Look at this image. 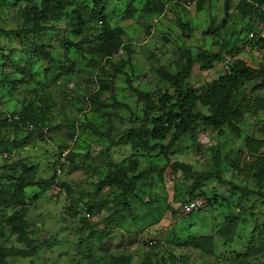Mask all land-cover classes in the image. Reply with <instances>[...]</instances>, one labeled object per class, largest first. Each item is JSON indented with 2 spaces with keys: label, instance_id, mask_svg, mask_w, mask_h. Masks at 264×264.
Here are the masks:
<instances>
[{
  "label": "rangeland",
  "instance_id": "obj_1",
  "mask_svg": "<svg viewBox=\"0 0 264 264\" xmlns=\"http://www.w3.org/2000/svg\"><path fill=\"white\" fill-rule=\"evenodd\" d=\"M25 4V0L15 6L11 2L16 11ZM130 4L136 10L132 17L126 13ZM239 4L240 0H233L227 17L225 0L200 1L190 9L171 0H107L106 23L123 30L124 43H130L128 53L125 50L111 60H105L92 36L105 23H91L86 35H72L75 46L69 57L53 42L52 31L46 26L30 35L29 46L34 42L50 45L48 50L59 65L39 61L25 68L18 58L14 59L20 63L18 67L2 63L5 71L33 75L36 82L28 80L24 85L13 77L16 95L8 98L0 89V110L12 113L20 110L21 103L41 99L50 107L51 129L47 142L27 143L12 157L0 159V165L24 159L36 169V183L41 184L50 178L61 147H68L77 156L73 163L61 162L66 171L60 183L72 188L71 196L84 193L89 197L101 187L108 169L126 166L124 162L134 154L123 141L132 128L140 126L144 106L140 99L129 104V98L135 102L137 92L169 90L168 71L179 73L189 65V57L217 52L223 44H234L238 56L253 66L264 63V45L258 42L264 24L252 26L254 20L241 15ZM1 7L0 16L7 27H18L11 21L14 8L4 7L9 14L6 17ZM180 21L187 24V30L178 24ZM209 28L213 34L208 33ZM248 39L253 42L246 45ZM47 69L55 73L46 74ZM194 71L190 83L197 85L211 84L223 73L220 64L211 72L199 70V66ZM255 87L256 82H252L236 91L237 102H244L246 111L255 98L264 102L263 91L252 93ZM236 129L205 130L197 123L176 144V155L165 174L149 172L155 167L163 169L165 163L138 156L140 171L148 175L138 184L136 196L116 203L114 194L121 189L103 187L91 210L77 215L67 190L55 186L40 195L37 186L27 188L28 207L17 205L14 211L26 210V221L31 225L29 240L38 253L16 252L26 253L28 248L19 235H10L6 220L12 213L1 208L4 238L0 237V249L12 247L16 251L11 256L0 251V264H264V175L255 168L264 157V109L244 114ZM2 137L15 139L16 133L4 129ZM203 137H208V143ZM177 162L190 165L194 173L176 170L173 165ZM202 174H210L211 179L201 182ZM36 194L39 200H33ZM195 200L203 201L204 206L187 213L184 205Z\"/></svg>",
  "mask_w": 264,
  "mask_h": 264
},
{
  "label": "trees",
  "instance_id": "obj_2",
  "mask_svg": "<svg viewBox=\"0 0 264 264\" xmlns=\"http://www.w3.org/2000/svg\"><path fill=\"white\" fill-rule=\"evenodd\" d=\"M106 1L25 0L26 6L16 11L15 7H12L11 2L15 6L22 4V0H0V7L3 6L1 7V13L7 17L9 14L5 13L4 7L8 9L14 8L15 17L11 21L18 23V27L9 28L0 16V41H3V44L0 43V89L6 92L7 97L11 98L17 92V81L13 77H17L19 82L24 85L27 84L28 80L35 82L36 80L32 77L33 75L21 73L20 76H17L16 71H5L3 67L1 68L2 63L18 67L20 63H16L14 60L18 58L23 61L25 68L29 64L39 61L58 64L57 61L59 60L56 59L52 51L48 50L50 45L40 44L39 42H34L31 46L28 44L30 35L34 36L44 26L52 31L51 38L54 43L62 47L65 57H69V53L75 46V42L71 41L70 37L72 35L85 34L89 25L97 22L99 24L102 22L100 25L105 23V25L102 30L92 36L96 38L98 51L105 57V60L118 57L122 48L128 53L130 46L127 45L130 43H124V31L119 28L112 29L106 23L108 13L107 7H105ZM182 1L171 0L172 3L183 6L181 4ZM184 1L192 3L190 0ZM200 1L203 2L205 0H195L193 2L197 5ZM256 1L264 4V0ZM232 2L233 0H225L227 17L229 16ZM91 3H93V7L90 5ZM238 6L243 17H248L251 21L252 19L254 20L251 23L252 26L257 24V22L264 24V14L259 9L243 0H240ZM126 13L128 17H132L135 15L136 10L130 4L126 8ZM226 23L227 19H224L223 24ZM178 24L187 30L186 23L180 21ZM208 33H214L212 28L208 29ZM252 33L256 34L255 32ZM54 34L55 37L53 36ZM57 36L62 37V39ZM254 39L256 38L252 40ZM252 40L248 39L245 42L246 45L253 42ZM258 42H262L264 45V39L260 38ZM87 45L88 42L83 46ZM227 58L232 60L230 73H225L224 71V62ZM187 61L189 65L183 71L179 73L175 71L167 72L166 78L170 84L169 90L158 91V93H149V91L137 92L139 97L135 98V102L133 98L127 100L129 104H136L140 99L144 106L140 126L132 128L123 141L124 145L129 146L134 154L129 161H126L127 163L124 162V164H127L126 166L119 165L108 169L101 187L93 194H88L89 197L85 196L84 193H77L71 196L72 188L65 183H60L61 177L66 171L61 162L64 164H66V161L73 163L74 158L77 156L74 153L72 154L68 147H64L65 149L61 147L58 155L60 162L58 160V163H54L52 169H50V178L45 179L41 184L36 183V169L29 167L24 159H20L17 163L0 165V209L9 210L12 213L11 217L6 220L10 235H19L28 248V250L24 251L30 253L19 252L12 247H1L0 251H5L8 256H11L15 251L21 255L38 253L39 249L29 240L31 225L26 221V210L22 211V213L14 211L17 205L25 207V209L28 207L26 204L28 198L27 188L37 186L42 191L39 193L40 195L51 192L55 186L60 187L64 191L67 190L69 196H71L72 206L76 210L75 215L79 211L86 212L88 209L91 210L90 205H94L93 202H98L100 189L103 187L115 185L121 189L120 192L114 194V201L118 203L119 200L126 199L128 196H136L135 192L138 190V184L148 175L146 171H140L142 161H139L138 156L157 159L159 162L165 163L163 169L155 167L153 170H149V172L153 171V173L163 175L169 169L171 157L176 155V152L173 151L176 144L181 138L188 136L197 123H202L205 130L222 131L223 128H229L231 131H236L238 121L244 117V114L250 110L258 113L264 109V102L260 98H255L253 106L247 111L244 102H237L236 91L241 86L249 83L256 82V87L252 90L253 94L256 95V90L264 92V63L258 67L251 65L248 60L238 56L234 44H223L217 52L195 55L191 58L189 57ZM104 62L109 63V61ZM217 64L222 65L223 72L219 79L208 85L190 83L191 77H194L195 74V66H199V70L211 72L216 68ZM45 73H55V71L47 69ZM171 90L173 92H170ZM153 95L159 96L157 104L153 100ZM49 114L50 107L44 104L41 99H38V103H35V101L21 103L20 110L12 113L0 110V132L7 129L16 133L15 139H10V137L0 138V159L6 160L12 157L20 147L22 149L27 143L35 141L47 142V131L51 129ZM108 140L110 146L115 143L112 139ZM119 144H122V140ZM106 151L108 152L109 150ZM82 164V168H84L85 165L83 162ZM173 167L186 174L193 172L192 167L186 163L177 162ZM255 168L262 176L264 175V157L257 161ZM262 176H260L259 181H262ZM200 177H202L199 178L201 182L211 179L210 174H202ZM247 191L246 189L245 192ZM194 193V191L191 192V197ZM37 198L39 200V196L36 194L33 200ZM86 200L87 204L84 203ZM226 206L231 209L230 206ZM0 237L4 238L3 231L0 232Z\"/></svg>",
  "mask_w": 264,
  "mask_h": 264
},
{
  "label": "built area",
  "instance_id": "obj_3",
  "mask_svg": "<svg viewBox=\"0 0 264 264\" xmlns=\"http://www.w3.org/2000/svg\"><path fill=\"white\" fill-rule=\"evenodd\" d=\"M245 2H247L248 4L254 6L256 9H259L260 12H263L264 14V4H262L261 2H258L256 0H243ZM174 3V2H173ZM175 4V3H174ZM181 4L190 9V7L194 6L195 3H187L185 2L184 0L181 2ZM100 24H102V22H100ZM254 35H251V38H253ZM261 37L264 38V31L261 33ZM124 53V48H122L120 50V54ZM232 63V60L231 58H227L224 62V71L225 73H230V70H231V64ZM158 99H159V96L158 95H153V100L154 102L157 104L158 102ZM208 137H203V142L204 143H208ZM204 206V202L201 201V200H195L193 202H190V203H187L186 205H184V210L187 212V213H193V212H196V211H199L202 207Z\"/></svg>",
  "mask_w": 264,
  "mask_h": 264
},
{
  "label": "clouds",
  "instance_id": "obj_4",
  "mask_svg": "<svg viewBox=\"0 0 264 264\" xmlns=\"http://www.w3.org/2000/svg\"><path fill=\"white\" fill-rule=\"evenodd\" d=\"M260 37H261V35H260ZM261 38H263V37H261ZM59 189H60V187H59Z\"/></svg>",
  "mask_w": 264,
  "mask_h": 264
}]
</instances>
